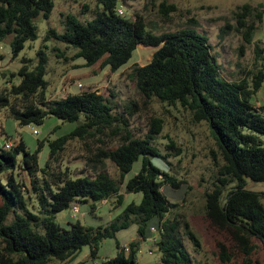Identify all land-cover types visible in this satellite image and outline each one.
<instances>
[{
	"label": "trees",
	"instance_id": "trees-1",
	"mask_svg": "<svg viewBox=\"0 0 264 264\" xmlns=\"http://www.w3.org/2000/svg\"><path fill=\"white\" fill-rule=\"evenodd\" d=\"M94 1L98 9L91 21L82 23L65 15L64 32L49 29L46 39L76 50L69 59L82 58L86 66L101 61V67L112 72L123 67L138 46L154 48L150 61L144 66L134 64L128 78L142 97L180 106L190 112L195 123L207 124L223 164L218 169L219 185L205 194V218L212 227L225 231L246 256L255 249L253 241L264 249V194L245 189V179L264 183V108L251 102L264 83V48L256 47L255 58L261 68L250 80L227 81L220 77L208 37L195 28L155 34L142 15H118L117 0ZM53 7L54 0H0V42L8 40L13 57L27 41L36 40L33 21L40 16L48 18ZM261 7L244 4L234 12L235 29L245 26L243 40L247 44L255 26H247L246 18L253 14L260 22L262 12L257 9ZM87 10L83 4L82 12ZM170 11L172 6L160 5L162 14ZM226 29L229 25L221 34ZM37 56L35 65L23 58L22 67L10 76L18 83L9 79L10 85L0 90V109L20 126H41L49 116L78 124L69 134L48 141L49 155L43 168L38 166L39 151L30 153L22 141L8 150L0 149V264H66L83 247H89L94 256L104 239L114 238L130 225L136 226L138 240L128 243L127 252L116 243L115 257L100 264H136L140 244L153 236L152 228L156 230L159 264H195L183 236L198 248L196 235L185 221L181 235L177 218L167 217L176 206L172 200L183 196V192H174L182 182L152 161L163 158L154 144V135L162 132L161 120L152 119L153 130L136 138L127 129L123 114L115 113L110 99L97 90L46 97L48 58L43 51ZM57 57H63V52ZM133 107L134 102L125 105L124 114L131 115ZM112 137H118L120 143L106 149L105 138ZM91 139L98 144L94 151L88 143ZM72 140L81 142L89 153L84 159L93 176L82 170L72 177L70 168L63 166V152ZM42 145L39 143V149ZM173 145L170 141L167 147ZM19 155L22 157L17 161ZM106 160L119 171V180L106 173ZM135 163L140 165L138 171L125 180ZM121 188L125 194H140V202L132 200L107 225L93 228L76 221L64 228L55 221L57 214L81 202L91 201V212L95 203L111 198L121 205ZM9 214L13 221L7 224ZM217 247L221 262H230L229 248L220 242Z\"/></svg>",
	"mask_w": 264,
	"mask_h": 264
},
{
	"label": "rangeland",
	"instance_id": "rangeland-1",
	"mask_svg": "<svg viewBox=\"0 0 264 264\" xmlns=\"http://www.w3.org/2000/svg\"><path fill=\"white\" fill-rule=\"evenodd\" d=\"M172 6L173 11L166 15L160 12V5ZM86 4L88 10L82 12V5ZM248 4L262 12L261 21L250 15L246 18V25L255 26L250 44L243 40L244 27H238L234 12L241 5ZM101 8V6H99ZM117 8H121L126 18L134 14L142 15L149 30L155 34L169 33L183 28H195L200 34L208 37L213 46V55L219 64L220 77L227 81H239L242 78L250 80L252 73L261 68L260 62L255 58L256 47L264 48V0H117ZM97 5L94 0H54V7L48 16L36 18L37 38L27 41L23 50L17 57H13L8 40L0 42V90L8 87L9 79L18 83V79L10 78L22 67V59L31 60L32 65L38 62L37 53L43 51L47 56V73L45 80L48 83L45 91L50 99L63 98L67 95L78 94L82 91L97 90L104 97L110 99L115 107V113L123 114L127 120V129L136 138H144L153 130L152 119L162 122V132L154 135V144L160 150L163 158L153 159V163L168 170V174L181 181L174 192L182 194L179 199L172 200L176 204L168 214L169 219L177 218L181 235H184L183 223L187 222L199 241L195 248L191 241L183 236L188 252L194 255L195 264H264V249L259 242L253 241L255 249L250 256L235 246L225 231L212 227L205 218V194L214 189L218 183V169L223 164L221 156L210 130L205 122L195 123L190 112L180 106L171 107L142 97L134 81L128 78L130 69L137 64L146 65L155 51L154 48L138 46L130 60L119 70L112 72L109 67H101V61L86 66L82 58L70 57L76 50L66 49V46L55 39H46L49 29L61 34L64 32L63 16L73 15L80 22L86 23L95 17ZM229 25L221 34V29ZM241 50L243 51L241 53ZM63 57H57L60 52ZM65 58L67 60H65ZM77 83H81L79 88ZM65 90V91H64ZM113 96V97H111ZM134 102L135 107L131 115L123 112L125 105ZM251 102L257 107L264 108V83L259 91L252 96ZM263 116H264V112ZM82 119V117H81ZM77 122H64L54 116L45 119L41 126H20L4 109H0V149H4L6 142L11 144L22 141L30 153L38 152V166L43 168L49 155L48 141L69 134L77 126ZM33 131L36 134H33ZM170 141L173 148H168ZM106 149H113L120 143L118 137L105 138ZM39 143H43L39 149ZM94 151L98 144L89 140ZM89 155L83 144L72 140L67 144L62 156L63 166H68L72 177L85 172L93 176L90 167H86L84 157ZM22 155L16 157L21 160ZM106 173L113 179L119 180V171L115 165L106 160ZM139 163L133 165L132 171L126 175L125 180L132 177L139 169ZM245 189L264 194V183L245 179ZM123 194L121 205L111 198L106 203H95L94 211H90L91 201L79 203V212L70 217L71 208L56 215V222L66 228L69 222H79L87 227L97 228L105 226L118 217L125 207L133 200L139 203L140 194ZM225 193V191H224ZM264 203V201H263ZM13 221L9 214L6 223ZM137 239L136 226L130 225L127 229L116 233L114 238L104 239L98 248L95 258L90 257L89 247H83L67 264H100L106 259L116 255V243L127 245ZM218 242L229 248L231 260L223 263L219 257ZM197 251H196V250ZM136 264H159L160 254L154 244L144 241L137 252Z\"/></svg>",
	"mask_w": 264,
	"mask_h": 264
},
{
	"label": "built area",
	"instance_id": "built-area-1",
	"mask_svg": "<svg viewBox=\"0 0 264 264\" xmlns=\"http://www.w3.org/2000/svg\"><path fill=\"white\" fill-rule=\"evenodd\" d=\"M117 14L118 15H123L124 14L123 11L121 10V8H118ZM77 86L79 88L82 87L81 83H77ZM33 134H36V132L33 131ZM11 146H12L11 143L6 142L5 145H4V148L8 150V149H10ZM78 212H79V205L78 204H73L72 207H71V215H70V217H75V215L78 214ZM151 232L154 233L153 236H151L150 238H148L146 241L150 242L151 244H154L155 241H156V230L152 228L151 229ZM122 247H123V249H124L125 252L128 251V244L127 245H124Z\"/></svg>",
	"mask_w": 264,
	"mask_h": 264
},
{
	"label": "crops",
	"instance_id": "crops-1",
	"mask_svg": "<svg viewBox=\"0 0 264 264\" xmlns=\"http://www.w3.org/2000/svg\"><path fill=\"white\" fill-rule=\"evenodd\" d=\"M65 91V90H64ZM103 203H106V201H102ZM138 240V238L136 239V240H132V241H137ZM121 246H124V245H121ZM97 254V253H96ZM96 254L94 255V256H92L91 255V253H90V257L93 259V258H95L96 257ZM68 263V262H67ZM66 263V264H67Z\"/></svg>",
	"mask_w": 264,
	"mask_h": 264
}]
</instances>
